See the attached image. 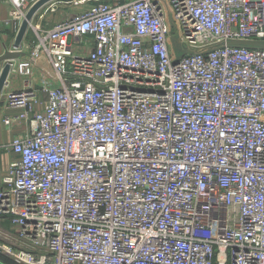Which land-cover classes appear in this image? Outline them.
<instances>
[{"label":"built area","instance_id":"built-area-1","mask_svg":"<svg viewBox=\"0 0 264 264\" xmlns=\"http://www.w3.org/2000/svg\"><path fill=\"white\" fill-rule=\"evenodd\" d=\"M2 1L20 26L37 0ZM31 27L7 61L27 78L3 121L27 126L0 187L11 264H264V48L230 44L264 42V0H96Z\"/></svg>","mask_w":264,"mask_h":264},{"label":"crops","instance_id":"crops-1","mask_svg":"<svg viewBox=\"0 0 264 264\" xmlns=\"http://www.w3.org/2000/svg\"><path fill=\"white\" fill-rule=\"evenodd\" d=\"M52 2L53 1L48 4V7H46L47 9L45 8L44 11L43 7L38 11L32 21V25L40 24L43 26L45 17L49 13H51L49 9L52 5ZM11 8L12 6L10 4H7L0 0V78L5 65V62L2 61L1 58L7 50L14 48L16 36L20 27L17 26L18 24L16 25L15 22L9 20L8 15ZM60 21H57L56 23ZM31 26L28 29L23 40V44L25 45L30 44V42L32 41V39H29L27 35L29 30H31L32 35H34V30ZM42 73V69H38L37 73L33 77L36 85H42L46 82V79L43 78ZM26 83L27 78H24L15 72H10V75L0 96V187L3 184V178L6 177L9 172L11 164L19 159V155L12 150L11 143L16 137H23L26 134L27 130V126L24 123H18L13 127H8L4 124L3 121L6 115H13L19 112L18 109L6 108L5 100L9 92L21 90L26 85ZM52 84H54V82ZM40 100L41 102L36 107L37 110H42L44 108L46 94L40 93ZM0 230L13 232L15 230V227L10 222V219L0 217ZM4 240L5 239H2L0 237V245L7 242ZM7 256L8 255L2 253L0 250V263L11 264V258L7 261Z\"/></svg>","mask_w":264,"mask_h":264},{"label":"water","instance_id":"water-1","mask_svg":"<svg viewBox=\"0 0 264 264\" xmlns=\"http://www.w3.org/2000/svg\"><path fill=\"white\" fill-rule=\"evenodd\" d=\"M52 0H37L28 10L26 13V16L24 20L22 21L19 31L16 36V41L14 48H19L20 45L22 44L24 37L30 28L32 21L38 11L44 7L46 4L50 3ZM230 44L234 45H240V46H248V47H255V46H261L264 48V42H259V41H243V40H232L230 41ZM23 53L19 51H14V50H7L4 55L2 56L1 60L5 62L4 69L0 78V96L2 94L3 88L7 82V79L10 75V64L7 62L8 60L12 59H19Z\"/></svg>","mask_w":264,"mask_h":264},{"label":"rangeland","instance_id":"rangeland-1","mask_svg":"<svg viewBox=\"0 0 264 264\" xmlns=\"http://www.w3.org/2000/svg\"><path fill=\"white\" fill-rule=\"evenodd\" d=\"M52 1L53 2L51 4L56 3V4L61 5V6H60V9L57 13H54V14L49 13L45 17V20L43 21V27L45 29L52 28L56 24L57 21H60L63 18L66 19L68 17H72V16L78 15V14L86 11L91 6V4L96 2V0H86L85 3L76 4L75 0H52ZM78 1H81V0H78ZM102 1H104V0H102ZM105 1H107V0H105ZM108 1H110V0H108ZM48 4H46L47 6L45 5V7H43V11L45 10L46 7H48ZM27 35H28L29 39L34 38V35H32L31 30H29ZM8 260H10L9 256H7V261Z\"/></svg>","mask_w":264,"mask_h":264}]
</instances>
